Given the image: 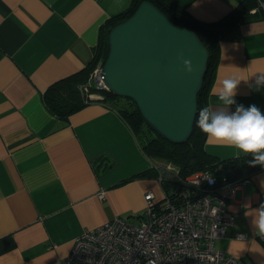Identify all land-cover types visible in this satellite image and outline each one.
I'll list each match as a JSON object with an SVG mask.
<instances>
[{
	"label": "crops",
	"instance_id": "0c3cea01",
	"mask_svg": "<svg viewBox=\"0 0 264 264\" xmlns=\"http://www.w3.org/2000/svg\"><path fill=\"white\" fill-rule=\"evenodd\" d=\"M172 1L207 23L247 10L220 38L207 108L234 113L238 105L255 104L264 112V90L252 91L255 73L264 71L260 0ZM131 3L0 0V264H60L86 230L117 217L139 223L147 193L163 200L160 160L143 151L116 109L92 101L63 119L47 99L49 90L89 65L102 26ZM233 75L244 79L236 104L226 106L218 95ZM204 148L220 160L247 156L207 135ZM102 191L105 199L98 197ZM262 203L264 169L234 191L235 224L216 242L238 264H264V240L252 225ZM235 232L248 239H233Z\"/></svg>",
	"mask_w": 264,
	"mask_h": 264
},
{
	"label": "built area",
	"instance_id": "2783aa9c",
	"mask_svg": "<svg viewBox=\"0 0 264 264\" xmlns=\"http://www.w3.org/2000/svg\"><path fill=\"white\" fill-rule=\"evenodd\" d=\"M259 9L264 13V0ZM103 64H97L89 80L80 87L91 101L101 98L91 94V88L106 89ZM157 171V179L170 184L163 188L164 204L146 194L147 208L139 223L117 217L86 230L60 264H238L216 248V242L227 237L234 226L229 202L236 188L248 183L250 176L225 182L221 187L209 169L182 176L174 164H168L159 165ZM168 174L175 176V182ZM98 197L105 199V192ZM241 235L244 239H237ZM231 237L248 239L244 232H235Z\"/></svg>",
	"mask_w": 264,
	"mask_h": 264
},
{
	"label": "water",
	"instance_id": "95a60500",
	"mask_svg": "<svg viewBox=\"0 0 264 264\" xmlns=\"http://www.w3.org/2000/svg\"><path fill=\"white\" fill-rule=\"evenodd\" d=\"M108 44L102 66L106 89L132 99L145 122L163 139L188 142L210 58L198 34L145 0L111 29ZM184 60L190 61L191 71Z\"/></svg>",
	"mask_w": 264,
	"mask_h": 264
},
{
	"label": "trees",
	"instance_id": "16d2710c",
	"mask_svg": "<svg viewBox=\"0 0 264 264\" xmlns=\"http://www.w3.org/2000/svg\"><path fill=\"white\" fill-rule=\"evenodd\" d=\"M145 0H132L131 6L125 11L112 16L100 31V38L93 60L81 72L64 80L57 87L52 88L47 94L49 107L53 112L60 113L63 119L90 104L92 101L83 94L80 87L90 78V74L97 64L105 62L108 52V35L111 29L126 20ZM157 6L173 22L194 30L209 50V68L204 81V86L198 96L199 109L207 107V96L215 78L216 61H218L219 42L221 36L229 31L234 23L244 17L247 10L240 9L235 18L219 22H203L192 17L183 7L172 0H148ZM54 90H57L54 92ZM91 94H99L101 101L109 107L116 109L122 118L135 132L143 151L150 158H159L174 164L182 176H187L195 171L209 169L217 177L218 185L233 181L244 176L263 170L259 165H252L249 161L251 155L239 158L220 160L205 151L206 134L199 127L194 126V132L188 142L173 144L158 135L143 119L136 103L126 97L118 96L109 90L97 88L90 89Z\"/></svg>",
	"mask_w": 264,
	"mask_h": 264
},
{
	"label": "clouds",
	"instance_id": "9594fccd",
	"mask_svg": "<svg viewBox=\"0 0 264 264\" xmlns=\"http://www.w3.org/2000/svg\"><path fill=\"white\" fill-rule=\"evenodd\" d=\"M183 62L188 71H191L190 61ZM243 79L236 75L226 78L218 100L226 106L236 104L237 88ZM254 82L252 91L264 90V71L255 73ZM195 123L210 139L224 141L240 153L250 154L252 159L249 163L264 168V112L255 104L248 107L238 105L234 113L210 112L207 107L200 108L196 113ZM245 208V216H248V205ZM258 209V213L252 215V225L255 234L264 239V203ZM237 239H244V236Z\"/></svg>",
	"mask_w": 264,
	"mask_h": 264
},
{
	"label": "bare ground",
	"instance_id": "6f19581e",
	"mask_svg": "<svg viewBox=\"0 0 264 264\" xmlns=\"http://www.w3.org/2000/svg\"><path fill=\"white\" fill-rule=\"evenodd\" d=\"M259 3H260V5H261V4H262V0H260ZM158 169H161V168L159 167ZM167 177L170 178L173 182H175V176H173V174H168ZM158 180H159V182H160L162 188L165 189L166 187L168 188V187L170 186V184L165 183L164 180H160V179H158ZM223 185H224V184H219L218 186L223 187ZM240 186H242V185H240ZM171 188H172V189L175 188V185H172ZM147 194L151 195V196L154 198L153 193L149 192V193H147ZM154 199H155V198H154ZM157 203H159L160 205H162V204L165 203V200L163 199L161 202H157Z\"/></svg>",
	"mask_w": 264,
	"mask_h": 264
},
{
	"label": "rangeland",
	"instance_id": "374dc122",
	"mask_svg": "<svg viewBox=\"0 0 264 264\" xmlns=\"http://www.w3.org/2000/svg\"><path fill=\"white\" fill-rule=\"evenodd\" d=\"M158 160H160V161H158L160 165H168V164H172V163H170V162H167V161H165V160H161V159H159V158H158Z\"/></svg>",
	"mask_w": 264,
	"mask_h": 264
}]
</instances>
